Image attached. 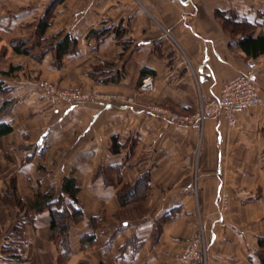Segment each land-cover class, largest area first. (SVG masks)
<instances>
[{
    "label": "crops",
    "instance_id": "crops-1",
    "mask_svg": "<svg viewBox=\"0 0 264 264\" xmlns=\"http://www.w3.org/2000/svg\"><path fill=\"white\" fill-rule=\"evenodd\" d=\"M47 12L49 27L38 37ZM219 12L264 36V0H0V51L7 48L0 73L18 68L0 77L2 121L13 127L0 139V264H177L197 233L204 264H261L264 108L240 114L235 127L167 119L197 115L250 62L264 98V55L247 57ZM28 27L38 44L60 37L39 60L11 47L16 38L32 47ZM65 37L77 49L58 59ZM42 81L98 100L54 105L38 90ZM66 178L79 188L78 214L62 194ZM6 191L11 204L2 201ZM48 192L69 209L67 246L53 235L48 210L31 211L27 223V209L15 204Z\"/></svg>",
    "mask_w": 264,
    "mask_h": 264
},
{
    "label": "trees",
    "instance_id": "trees-1",
    "mask_svg": "<svg viewBox=\"0 0 264 264\" xmlns=\"http://www.w3.org/2000/svg\"><path fill=\"white\" fill-rule=\"evenodd\" d=\"M223 16V21L225 28L232 34V35H241L242 38H240L238 44L239 47L242 49L244 54L249 57L256 59L261 55H264V36H259L256 38H253L249 31H250V25L246 21H236L232 17H225V14L218 13ZM50 17L51 14L47 12V14L41 19L39 22V25L37 27V35L38 37H42L47 28L49 27L50 23ZM100 31H91V35H95L99 33ZM89 34V36H90ZM60 37H54L50 41H44L48 42L50 45V49L54 47L56 44V41ZM40 40V39H39ZM41 41V40H40ZM42 42V41H41ZM57 46L58 52H57V58L60 59L62 55L69 53V48L71 47L72 50L75 51L77 49V42L76 40L70 39L68 37H65L62 39ZM11 47L13 51L19 55H25V56H32L33 58H36L37 60L41 59L42 56H33L31 55V47L29 46V40L26 38H16L11 42ZM7 48H3L0 51V57H3L6 55ZM18 68L10 67L9 71L2 72L3 76H9L10 73L16 71ZM0 92H5V89L3 88V82L0 80ZM8 110V103H5L3 107L0 108V139L4 136L9 135L13 132V127L2 121L5 113ZM118 146L116 139H113L112 144V151L118 152ZM146 184V177L143 178V181L141 179L140 183ZM138 183V184H140ZM137 184V185H138ZM15 188L14 182L12 183V189ZM126 192H129L131 189H128V187H124ZM79 193V188L77 187L76 180L74 178H66L63 186H62V194L67 195L69 200L71 201L72 206L74 207V203H77V195ZM133 191L129 192L128 195H131ZM10 191H6L5 195L2 197V201L5 204H9V197H10ZM129 196H127L128 198ZM56 199V200H55ZM122 199V197H121ZM64 197L60 196L58 198H55L54 192H48L46 194L38 193L31 198H27V200L18 201V207L20 210L27 209L24 218L21 219L22 221H25L27 223H30L32 221V218L30 216L31 211H37L42 212L48 210L51 214L52 220H51V230L53 232V235H61L63 237V244L65 246L68 245V230H69V224L68 219L70 216L69 209L65 206ZM123 201V200H122ZM124 202V201H123ZM80 211L77 210L75 207L73 208V214H78ZM25 222L23 224H19L17 233H21L23 226H25ZM259 259L261 264H264V239L259 240Z\"/></svg>",
    "mask_w": 264,
    "mask_h": 264
},
{
    "label": "built area",
    "instance_id": "built-area-1",
    "mask_svg": "<svg viewBox=\"0 0 264 264\" xmlns=\"http://www.w3.org/2000/svg\"><path fill=\"white\" fill-rule=\"evenodd\" d=\"M260 71L258 66L250 62L247 70L226 81L219 93L207 100L201 111L195 116H184L171 113L167 116L170 123L176 125H196L207 119L225 121L229 127H235L238 116L254 108H264V98L259 85ZM38 90L49 97L54 105L72 107L75 105L96 102L98 96L93 92H85L77 87L59 89L53 84L43 81ZM225 198L222 207H225ZM204 239L201 233L193 237L178 258V264H200L203 260Z\"/></svg>",
    "mask_w": 264,
    "mask_h": 264
},
{
    "label": "rangeland",
    "instance_id": "rangeland-1",
    "mask_svg": "<svg viewBox=\"0 0 264 264\" xmlns=\"http://www.w3.org/2000/svg\"><path fill=\"white\" fill-rule=\"evenodd\" d=\"M4 34V33H3ZM8 34V33H7ZM6 33H5V35H3L4 37H5V40H10V38H14L17 34L16 33H13V34H8L7 35ZM24 34H26L25 36H27V37H29V38H31V40H30V45L32 46L31 48H32V50H31V55H33V56H36V55H38V56H45V54L47 53V52H49V50H50V45H49V43L48 42H44V43H40V44H38V42H37V39H35L34 37H33V35H32V27H28L26 30H25V32H24ZM110 67H108V69H109ZM9 71V70H8ZM107 71V69L105 68V72ZM12 73H14V72H12ZM11 74V73H10ZM9 74V75H10ZM22 76H24V77H27V75H26V72H24V73H22ZM0 77L1 78H6L5 76H3L2 75V73H0ZM29 77H30V79L32 78H34V79H38V76H34V75H31V74H29ZM33 79V80H34ZM259 79H260V77H259ZM40 80H42V79H40ZM43 82V81H42ZM260 85V84H259ZM146 86V85H145ZM72 87H74V86H72ZM68 88H71V87H68ZM77 88H79V87H77ZM79 89H82V88H79ZM83 90V89H82ZM24 185H26V182H24ZM26 187V186H25ZM14 199V198H13ZM13 199H12V197H9V204H11V202L13 201ZM16 199V202H15V204L18 206V201H20V200H22L21 198H15ZM13 204V203H12ZM223 206H225L226 207V205H223ZM222 208H224V207H222ZM20 224V223H19ZM23 224V223H22ZM18 229V228H17ZM17 234H19V233H17ZM202 234V233H201ZM199 235V233H197V234H195L193 237H195V236H198ZM18 236V235H17ZM202 236H203V234H202ZM192 239V238H191ZM190 239V240H191ZM203 239H204V236H203ZM188 244V243H187ZM186 244V245H187ZM204 245H205V242H204ZM203 245V246H204ZM185 248V247H184ZM20 249V247H18L17 248V250H15L14 252H16V253H18L19 250ZM184 250V249H183ZM182 250V251H183ZM13 252V251H12ZM182 253V252H181ZM180 253V254H181ZM201 253H203V260L201 261V263L200 264H204V261H205V248H204V250L202 249V252ZM180 254H179V256H180ZM179 256L177 257V264H178V258H179Z\"/></svg>",
    "mask_w": 264,
    "mask_h": 264
}]
</instances>
